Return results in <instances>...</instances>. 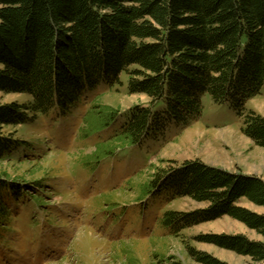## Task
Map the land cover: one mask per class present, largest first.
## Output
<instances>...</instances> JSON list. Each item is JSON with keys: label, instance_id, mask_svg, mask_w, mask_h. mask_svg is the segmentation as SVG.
<instances>
[{"label": "trees", "instance_id": "1", "mask_svg": "<svg viewBox=\"0 0 264 264\" xmlns=\"http://www.w3.org/2000/svg\"><path fill=\"white\" fill-rule=\"evenodd\" d=\"M122 77L129 95L145 96L148 102L128 108L122 116L118 108L99 103L98 94L92 100L81 115L78 137L88 139L104 130L109 134L79 164L87 177L100 178L93 174L101 164L145 149L169 126L192 123L201 114L205 95L214 104L228 105L242 120L243 134L264 148V118L244 116L245 103L264 84V0H0V92L30 98L27 103L0 104V163L10 153L32 147L4 134L3 128L65 117L77 111L88 94L122 87ZM159 105L162 109H156ZM171 164L160 161L154 166L137 158L131 173L112 191H131L132 181L149 170L137 186V201L165 195L169 203L188 198L207 206L190 213L162 211V230L176 237L227 216L261 241L223 234L193 240L264 264V215L238 205L246 200L264 208V181L197 160ZM33 183H19L0 170V228L7 227L13 215L2 191L18 202L34 189L43 193L42 185ZM30 200L35 207L44 205L37 194ZM139 202L136 207L145 208ZM106 205V212L117 207L107 200L103 208ZM185 250L197 264H226L191 246Z\"/></svg>", "mask_w": 264, "mask_h": 264}, {"label": "rangeland", "instance_id": "2", "mask_svg": "<svg viewBox=\"0 0 264 264\" xmlns=\"http://www.w3.org/2000/svg\"><path fill=\"white\" fill-rule=\"evenodd\" d=\"M121 80L122 87H103L88 94L78 110L65 117L53 115L15 129L3 128L4 134H12L14 139L32 147L10 153L0 163V170H6L19 183L33 186V182H38L43 193L34 189L28 196L20 195L16 202L11 193L9 196L2 191L10 200L13 215L8 226L0 228V264H168L170 260L197 264L189 259L187 245L226 264H251L248 258L193 240L197 235L223 234L261 241L254 231L227 216L185 229L176 237L162 230V211L190 213L207 206L188 198L169 203L165 195L137 201V188L146 180L149 170L132 181L131 191H112L131 173L137 158L154 166L160 165V161L172 162L171 167L197 160L264 181V148L243 134L242 120L228 105L214 104L208 95L203 96L201 114L196 120L185 127L171 125L159 141L150 142L145 149L101 164L93 174L100 178L87 177V172L79 167L94 152L95 143L109 134L104 130L88 139H80L77 134L81 115L97 94L99 103L118 108L122 116L128 108L148 102L145 96L129 95L125 90L126 78ZM29 100L24 94L0 92L2 105ZM244 107V116L253 113L264 118V84ZM107 169L112 170L105 173ZM35 194L43 199V206L35 207L33 201H28ZM106 200L117 207L104 211L108 208H103ZM136 202L145 208L136 207ZM238 205L264 215V208L246 200Z\"/></svg>", "mask_w": 264, "mask_h": 264}]
</instances>
